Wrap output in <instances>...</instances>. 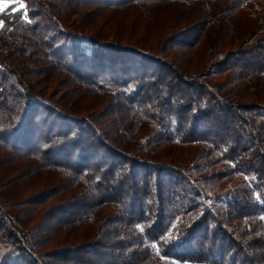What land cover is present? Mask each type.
Returning <instances> with one entry per match:
<instances>
[{"label":"trees","instance_id":"1","mask_svg":"<svg viewBox=\"0 0 264 264\" xmlns=\"http://www.w3.org/2000/svg\"><path fill=\"white\" fill-rule=\"evenodd\" d=\"M26 1L0 32V264H264L262 1Z\"/></svg>","mask_w":264,"mask_h":264},{"label":"rangeland","instance_id":"2","mask_svg":"<svg viewBox=\"0 0 264 264\" xmlns=\"http://www.w3.org/2000/svg\"><path fill=\"white\" fill-rule=\"evenodd\" d=\"M261 4L262 6H264V0H261ZM21 5H23V7H21ZM27 1L26 0H0V9H3V11H0V22H3V19H4V16L9 13L8 11H15L16 9H21L23 11H26L27 9ZM1 26H2V23H0V32H1ZM261 41V40H260ZM263 43V41H262ZM199 134V133H198ZM204 147H201V151ZM219 167V166H218ZM207 173V172H206ZM30 176H31V179L36 176V174H33V173H30ZM30 178L26 179L25 181L23 182H27V181H31ZM235 182V181H234ZM37 189H40V188H36L34 190V192L37 190ZM51 247H49L48 249H50ZM234 252L231 251L229 254H228V259H230L231 255H233ZM236 256V253L234 254ZM234 256V257H235ZM237 259V260H236ZM236 259L235 261L237 262V264H240L242 261H243V258L242 256H240L239 253H237V256H236ZM249 262V260L247 261ZM177 264H200V263H192V262H177Z\"/></svg>","mask_w":264,"mask_h":264},{"label":"snow or ice","instance_id":"3","mask_svg":"<svg viewBox=\"0 0 264 264\" xmlns=\"http://www.w3.org/2000/svg\"><path fill=\"white\" fill-rule=\"evenodd\" d=\"M21 7H23V5H21ZM0 11H3V9H0ZM0 23H2V22H0Z\"/></svg>","mask_w":264,"mask_h":264}]
</instances>
